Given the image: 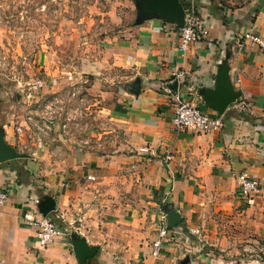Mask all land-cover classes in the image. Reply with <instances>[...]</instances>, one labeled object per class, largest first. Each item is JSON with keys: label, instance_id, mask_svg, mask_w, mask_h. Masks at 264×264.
<instances>
[{"label": "crops", "instance_id": "obj_1", "mask_svg": "<svg viewBox=\"0 0 264 264\" xmlns=\"http://www.w3.org/2000/svg\"><path fill=\"white\" fill-rule=\"evenodd\" d=\"M183 1L192 8L185 16L195 28L207 29L186 50H178L171 22L112 20L115 32L101 40L100 55L39 81L45 97L63 100L75 90L81 99L78 111L66 112L72 120L64 130L56 120L38 133L27 122L30 113L17 120L7 93H0L3 142L21 155L0 163L6 195L0 264H77L70 239L39 247L24 215L53 220L94 248L84 264H177L184 256L188 264H205L202 253L190 255V233H202L210 218H231L245 234L252 230L264 240V54L239 44L245 32L264 33V0L233 11L216 10L206 0ZM222 62L248 110H225L217 131L174 129L175 96L217 116L203 92L213 88ZM70 102L63 103L65 110L73 108ZM16 126L21 134L14 133ZM241 174L258 184L249 201L239 196ZM45 198L53 207L42 216ZM160 226L167 237L153 257Z\"/></svg>", "mask_w": 264, "mask_h": 264}, {"label": "rangeland", "instance_id": "obj_2", "mask_svg": "<svg viewBox=\"0 0 264 264\" xmlns=\"http://www.w3.org/2000/svg\"><path fill=\"white\" fill-rule=\"evenodd\" d=\"M260 1L205 2L216 10L233 11ZM135 17L132 0H0V93H7L14 117L19 120L17 116L30 113L27 122L35 128L41 118L34 110L47 102L52 108L53 99H58L40 94L38 81L50 73L55 77L77 70L82 57L100 55L101 40L115 32L112 20L132 25ZM62 101L66 105L65 99ZM70 104L73 108L67 110L63 104L60 111L54 108L58 119L79 110L80 103L71 100ZM239 228L231 218H210L202 233H190L195 237L190 255L202 253L205 264H214L211 260H231L228 264H241L242 259L264 262V240L252 230L245 234Z\"/></svg>", "mask_w": 264, "mask_h": 264}, {"label": "built area", "instance_id": "obj_3", "mask_svg": "<svg viewBox=\"0 0 264 264\" xmlns=\"http://www.w3.org/2000/svg\"><path fill=\"white\" fill-rule=\"evenodd\" d=\"M192 9V8H191ZM178 30V50L184 51L196 40L199 36H206L207 29L201 28L196 29L195 25L191 21L189 16H184V24ZM240 45H251L254 46L260 54H264V33L253 34L251 32H245L240 37ZM39 83V81H38ZM51 103L52 108H50V102L41 106L42 110H38V117L41 121L35 122V130L39 133L47 130L49 126L54 121H61L60 129L64 130L66 124L71 122L72 116L65 113V117L60 120L57 118L58 115L54 108L59 107L63 104L62 100L53 99ZM74 100L77 103L81 102L75 90H71L67 95L65 101ZM175 105L173 107L171 123L176 130H185L193 133H207L217 131L221 127L220 116H209L203 111L199 110L196 106L184 101L178 96L174 97ZM38 108V107H37ZM36 108V109H37ZM53 109V110H52ZM226 110H232L235 112H244L247 109V104L243 100H236L234 103L229 105ZM36 113V112H35ZM28 119V118H27ZM23 131L20 126L14 127V133L16 135L21 134ZM87 180L93 181V176H87ZM237 189L239 196L245 200L249 201L258 192L257 182L246 176V174H241L237 177ZM6 200L5 193L0 189V207L4 204ZM23 221L28 224L34 230V236L36 243L39 247H46L54 242L60 241L63 238L70 239L72 234H70L66 227L61 224H57L53 220L46 217L30 218L26 215L23 216ZM166 229L164 226H160L157 230L156 238L151 243V255L157 257L161 251V247L164 241H166Z\"/></svg>", "mask_w": 264, "mask_h": 264}, {"label": "water", "instance_id": "obj_4", "mask_svg": "<svg viewBox=\"0 0 264 264\" xmlns=\"http://www.w3.org/2000/svg\"><path fill=\"white\" fill-rule=\"evenodd\" d=\"M132 1L136 10L134 22L137 24L151 17L171 22L177 29H180L184 24L185 13L179 0ZM239 94V91L234 90L232 84L228 81L226 65L222 62L216 73L213 88L203 92V100L212 111L217 113V116H220L229 105L237 100ZM20 156L3 142L2 132L0 131V163L19 158ZM52 207V202L45 198L44 203L40 206L42 216L52 211ZM70 241L77 264H84L87 258L95 254V249L86 247L78 237L72 235ZM188 262L189 257L184 256L177 264H188Z\"/></svg>", "mask_w": 264, "mask_h": 264}, {"label": "trees", "instance_id": "obj_5", "mask_svg": "<svg viewBox=\"0 0 264 264\" xmlns=\"http://www.w3.org/2000/svg\"><path fill=\"white\" fill-rule=\"evenodd\" d=\"M181 3V6L184 10V13H188V11L191 9V7L189 6V4L185 3L183 0H179Z\"/></svg>", "mask_w": 264, "mask_h": 264}]
</instances>
